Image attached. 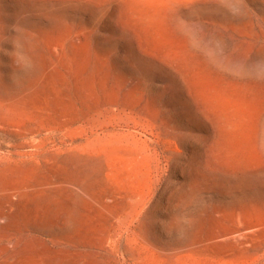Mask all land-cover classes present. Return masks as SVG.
Listing matches in <instances>:
<instances>
[{"label": "rangeland", "instance_id": "374dc122", "mask_svg": "<svg viewBox=\"0 0 264 264\" xmlns=\"http://www.w3.org/2000/svg\"><path fill=\"white\" fill-rule=\"evenodd\" d=\"M0 264H264V0H0Z\"/></svg>", "mask_w": 264, "mask_h": 264}, {"label": "bare ground", "instance_id": "6f19581e", "mask_svg": "<svg viewBox=\"0 0 264 264\" xmlns=\"http://www.w3.org/2000/svg\"><path fill=\"white\" fill-rule=\"evenodd\" d=\"M111 239V238H110Z\"/></svg>", "mask_w": 264, "mask_h": 264}]
</instances>
